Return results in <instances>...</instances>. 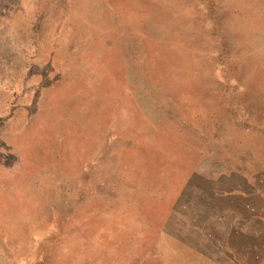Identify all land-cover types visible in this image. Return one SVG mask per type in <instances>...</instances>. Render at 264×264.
<instances>
[{
  "label": "rangeland",
  "instance_id": "1",
  "mask_svg": "<svg viewBox=\"0 0 264 264\" xmlns=\"http://www.w3.org/2000/svg\"><path fill=\"white\" fill-rule=\"evenodd\" d=\"M8 24L34 98L0 138L33 135L0 264H264V0H0Z\"/></svg>",
  "mask_w": 264,
  "mask_h": 264
},
{
  "label": "crops",
  "instance_id": "2",
  "mask_svg": "<svg viewBox=\"0 0 264 264\" xmlns=\"http://www.w3.org/2000/svg\"><path fill=\"white\" fill-rule=\"evenodd\" d=\"M6 27L5 30L9 34H4L2 37L0 33V97L2 98L3 96L6 99L5 103L7 106L1 107L0 99V110L24 111L31 108L34 98L33 86L30 81L32 42L30 39L28 43L26 41V32H24L26 29H17L10 24L6 25ZM18 35L20 36L19 41L16 39ZM23 35L25 36L24 38H22ZM11 37L15 39H11ZM21 79L22 81H20ZM2 80H10V82H3ZM1 117L0 115V124L2 123ZM17 118L16 113H14L13 117L5 124V127L11 128ZM26 130L24 128L21 131L23 133ZM32 135L31 133L27 138L25 132L20 134L19 138L16 137L17 139L15 140L0 138V144L6 146L5 150H0V168L10 169L17 173L18 170L20 171L24 167L21 149L28 139L32 138Z\"/></svg>",
  "mask_w": 264,
  "mask_h": 264
}]
</instances>
